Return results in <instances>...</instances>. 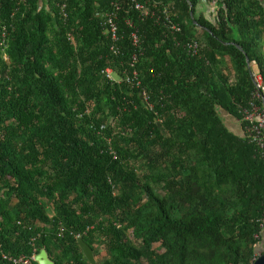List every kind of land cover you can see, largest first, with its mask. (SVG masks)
Segmentation results:
<instances>
[{
	"label": "trees",
	"instance_id": "obj_1",
	"mask_svg": "<svg viewBox=\"0 0 264 264\" xmlns=\"http://www.w3.org/2000/svg\"><path fill=\"white\" fill-rule=\"evenodd\" d=\"M59 5L0 0V264L42 250L91 264L78 238L106 252L98 264H253L264 159L245 116L254 68L264 80V0H218L212 18L200 0Z\"/></svg>",
	"mask_w": 264,
	"mask_h": 264
},
{
	"label": "built area",
	"instance_id": "obj_2",
	"mask_svg": "<svg viewBox=\"0 0 264 264\" xmlns=\"http://www.w3.org/2000/svg\"><path fill=\"white\" fill-rule=\"evenodd\" d=\"M67 2L68 0H60V9L61 12L66 16L65 11L67 8ZM218 0H213L210 4L211 8L213 9L210 13L212 16L215 15L216 6H217ZM135 10H138L141 12V14L144 17H148L152 14L151 7L148 4L143 3H135L134 5ZM117 15L116 13H109L106 14L104 19V25L106 27V31L112 38L114 42H119V25L117 24ZM174 29H177L178 31L180 28H177L176 26H173ZM5 36V34H3ZM68 39L70 41L73 40L72 35H68ZM134 43L135 45H139L140 38L137 34H134ZM189 48L193 51L194 54H198L200 51V44L196 41L189 44ZM112 50L115 52L119 51L117 47L114 45L112 46ZM5 59L8 61V58L5 56ZM137 60V58H135ZM103 72H105L106 77L110 79L111 81H118L113 72L112 69L107 68ZM134 76H128L127 82L131 84H137V86L141 85V81L139 80L138 72L135 71ZM256 79V91L254 93V102L252 103V109L250 111H246L245 119L248 121L247 131L249 133V137L251 139V142L254 143L259 151L260 156L264 159V80L262 75L259 73L255 75ZM146 97V101H148L147 93L144 94ZM261 229L264 230V211H263V219L261 220ZM79 237V236H78ZM259 237V235H257ZM36 254H33L31 257H17V258H8L11 260L14 264H32V262L35 261ZM4 258H7L4 256ZM257 260V258L255 259Z\"/></svg>",
	"mask_w": 264,
	"mask_h": 264
},
{
	"label": "water",
	"instance_id": "obj_3",
	"mask_svg": "<svg viewBox=\"0 0 264 264\" xmlns=\"http://www.w3.org/2000/svg\"><path fill=\"white\" fill-rule=\"evenodd\" d=\"M248 63L250 64L249 59ZM78 244L82 248L89 262L91 264H98L93 247L88 244L83 238H78ZM35 261L38 264H54L45 250H42L38 255H36ZM253 264H264V253L259 255V257L257 258V260H255Z\"/></svg>",
	"mask_w": 264,
	"mask_h": 264
},
{
	"label": "rangeland",
	"instance_id": "obj_4",
	"mask_svg": "<svg viewBox=\"0 0 264 264\" xmlns=\"http://www.w3.org/2000/svg\"><path fill=\"white\" fill-rule=\"evenodd\" d=\"M255 70V73H259L258 71V68H254ZM219 113L221 114L222 116V119L224 120V122L226 123V125L236 134H239L241 136H244V133L242 131V128H241V123L240 121L236 120L235 118H233L232 116L228 115L226 112L222 111L221 109L219 110ZM48 213L50 216H53V212L50 208H48ZM106 254V252H105ZM104 254V255H105ZM104 255L103 256H99L97 257V260L98 261H101L104 259Z\"/></svg>",
	"mask_w": 264,
	"mask_h": 264
},
{
	"label": "crops",
	"instance_id": "obj_5",
	"mask_svg": "<svg viewBox=\"0 0 264 264\" xmlns=\"http://www.w3.org/2000/svg\"><path fill=\"white\" fill-rule=\"evenodd\" d=\"M201 1V11L202 13L206 14L208 18H212L213 16L211 15V11L213 9H210L211 6L210 4L208 3V0H200ZM262 244L261 246L264 248V232H263V237H262Z\"/></svg>",
	"mask_w": 264,
	"mask_h": 264
}]
</instances>
